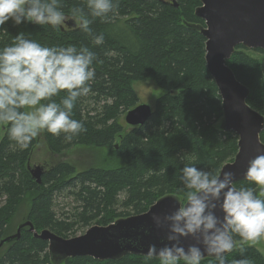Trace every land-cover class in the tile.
<instances>
[{"label": "trees", "instance_id": "1", "mask_svg": "<svg viewBox=\"0 0 264 264\" xmlns=\"http://www.w3.org/2000/svg\"><path fill=\"white\" fill-rule=\"evenodd\" d=\"M59 2L66 16L72 7L84 4V0ZM118 3L107 22L96 19L91 24L93 35L104 37L101 45H95L92 37L76 28L70 18L66 21L70 25L59 30L31 23L15 25L12 21L0 27V51L22 33L42 46L87 47L95 54L91 91L76 101L72 113V118L82 122L87 131L71 142L63 134L56 137L44 132L43 137L53 155L79 146L107 152L113 158L100 159L95 166L83 170L68 162L48 165L37 184L27 171L36 138L27 149L20 150L8 139L7 127L0 126V240L11 235V221L22 207L27 208L22 222L29 221L36 232L47 229L70 238L77 228L107 226L119 218L142 214L163 196L184 200L181 170L185 165L194 163L218 175L237 152V137L219 128L221 99L205 66V39L190 27L203 24L194 15L200 0ZM249 51L264 55L261 50L238 46L226 64L249 90L247 105L264 117L261 59ZM148 80L160 89L161 95L144 125L128 127L123 118L139 105L132 85ZM64 95L53 99L59 102ZM260 141L264 144V129ZM234 185L254 187L248 182ZM59 198L70 201V210L55 211ZM239 259L264 264L254 247H247L243 255L235 248L225 256L226 264ZM0 264L52 263L47 243L24 228L18 240L0 248ZM63 264H159V260L126 255L118 261L78 257ZM200 264L218 261L204 259Z\"/></svg>", "mask_w": 264, "mask_h": 264}, {"label": "clouds", "instance_id": "2", "mask_svg": "<svg viewBox=\"0 0 264 264\" xmlns=\"http://www.w3.org/2000/svg\"><path fill=\"white\" fill-rule=\"evenodd\" d=\"M119 6L118 0H84L66 16L59 0H0V27L31 23L59 30L67 19L101 45L103 35H93L91 24L109 20ZM95 54L87 47L42 46L18 34L11 45L0 51V126L7 127L8 139L25 150L41 133L64 135L71 142L87 129L73 119L76 101L91 91L95 71L91 67ZM56 102L53 98L60 97ZM184 200L164 215H153L158 228H166L169 242L157 249L150 245L146 258L159 264H200L204 255L226 264L225 254L264 240V154L248 161L244 179L254 187L237 188L234 173L213 175L195 164L182 168ZM219 208L222 219L215 212ZM182 238L195 241L185 248ZM202 245V248H201ZM232 264H251L248 259Z\"/></svg>", "mask_w": 264, "mask_h": 264}, {"label": "water", "instance_id": "3", "mask_svg": "<svg viewBox=\"0 0 264 264\" xmlns=\"http://www.w3.org/2000/svg\"><path fill=\"white\" fill-rule=\"evenodd\" d=\"M194 15L203 24H191L190 27L200 32L205 39V66L221 99L222 119L219 128L237 137V152L231 162L221 167L218 175L230 171L234 173L233 184L247 182L244 173L248 161L264 154V144L260 141L264 117L247 105L249 90L235 78L226 63L238 46L264 52V0H200ZM260 66L264 79V57ZM151 114L149 105L139 104L129 110L123 120L128 127H140ZM47 168L46 165H31L30 161L27 162V171L37 184L41 183ZM178 201L181 200L174 195L163 196L142 214L119 218L107 226L94 225L82 235L70 238H63L47 229L36 232L29 221L22 222L15 233L0 240V248L18 240L21 231L27 228L34 238L47 243L52 264H63L68 259L78 257L99 262L118 261L126 255L146 257L150 245L159 249L169 243L166 228H158L153 222V215L171 213L179 207ZM215 214L222 219L219 208ZM181 242L185 248L195 243L191 238H182ZM204 259L215 258L205 254Z\"/></svg>", "mask_w": 264, "mask_h": 264}, {"label": "rangeland", "instance_id": "4", "mask_svg": "<svg viewBox=\"0 0 264 264\" xmlns=\"http://www.w3.org/2000/svg\"><path fill=\"white\" fill-rule=\"evenodd\" d=\"M68 21V19L66 20ZM66 21L62 25V27L67 28L70 24H66ZM251 56L258 58L259 60L264 57L262 54L255 53L253 51L248 52ZM133 90L137 94L139 101L138 104H146L149 105L151 108L154 105V101L161 95L160 89L157 88L153 81L148 80L143 83L134 82L132 85ZM128 128V127H127ZM128 129H126L127 131ZM3 131L0 129V139L2 138ZM99 155V156H98ZM103 159H106L107 161H112V156L107 152H96L91 149H86L83 147H74L70 149L69 151H66L59 155H53L48 150L43 133H41L38 137H36V144L35 147L32 150L31 156L29 158V161L31 165H54L60 162H68L76 167L77 170H83L88 167H93L98 162ZM57 207L55 208V211L59 213L60 209L66 211L67 209L70 210L71 205L69 200H64L59 198L57 200ZM27 208L22 207L19 209L16 216L11 221V226L9 229V233L12 235L15 233L17 226L22 222L24 219V216L26 214ZM87 229H80L77 228L75 231V236L82 235ZM256 250H258L263 259H264V240H262L260 243L254 246Z\"/></svg>", "mask_w": 264, "mask_h": 264}]
</instances>
